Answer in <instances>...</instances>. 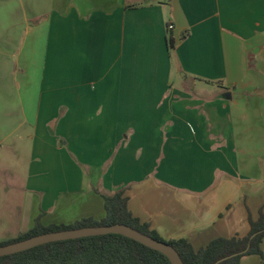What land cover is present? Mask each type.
I'll return each instance as SVG.
<instances>
[{"label": "crops", "instance_id": "crops-1", "mask_svg": "<svg viewBox=\"0 0 264 264\" xmlns=\"http://www.w3.org/2000/svg\"><path fill=\"white\" fill-rule=\"evenodd\" d=\"M22 3L0 17V241L100 221L119 190L164 240L247 237L264 217V0Z\"/></svg>", "mask_w": 264, "mask_h": 264}, {"label": "trees", "instance_id": "trees-1", "mask_svg": "<svg viewBox=\"0 0 264 264\" xmlns=\"http://www.w3.org/2000/svg\"><path fill=\"white\" fill-rule=\"evenodd\" d=\"M170 48L175 40L169 38ZM124 190L104 197L106 216L100 221L84 218L71 225L43 226L40 220L28 232L15 238L0 241V246L23 241L35 236L74 230L86 227L129 226L153 239L171 245L180 255L184 264H215L222 258L235 255L220 264H240L245 256H262L261 245L264 240V217L250 220V233L244 238H216L205 248L195 251L186 239L164 240L150 225L141 223L134 217L124 198ZM0 264H171L166 256L134 240L121 235L109 234L75 240L52 242L33 249L0 257Z\"/></svg>", "mask_w": 264, "mask_h": 264}, {"label": "water", "instance_id": "water-1", "mask_svg": "<svg viewBox=\"0 0 264 264\" xmlns=\"http://www.w3.org/2000/svg\"><path fill=\"white\" fill-rule=\"evenodd\" d=\"M109 234L124 236L150 249L160 252L168 258L171 264H184L178 252L171 245L157 241L146 234L121 224H116L113 226L86 227L35 236L9 245L0 246V257L24 252L52 242L75 240L92 236H104ZM234 256L235 255L222 258L215 264H220Z\"/></svg>", "mask_w": 264, "mask_h": 264}, {"label": "rangeland", "instance_id": "rangeland-1", "mask_svg": "<svg viewBox=\"0 0 264 264\" xmlns=\"http://www.w3.org/2000/svg\"><path fill=\"white\" fill-rule=\"evenodd\" d=\"M15 2L16 0H0V17L6 22V20H10L11 17H13L16 7H15ZM18 5L20 6L21 2L22 4L25 5V0H17ZM26 56L25 54H21L19 56H15V65L21 66L22 69H24V73L19 72V85L20 89H22L25 85V76H26V71L28 72V67H27V61L25 62ZM25 67H27V70L25 71ZM24 76V77H23ZM2 104H0L1 107ZM1 240V239H0Z\"/></svg>", "mask_w": 264, "mask_h": 264}, {"label": "built area", "instance_id": "built-area-1", "mask_svg": "<svg viewBox=\"0 0 264 264\" xmlns=\"http://www.w3.org/2000/svg\"><path fill=\"white\" fill-rule=\"evenodd\" d=\"M173 29H174V25H173V24H169V25H168V30H169V31H172Z\"/></svg>", "mask_w": 264, "mask_h": 264}]
</instances>
